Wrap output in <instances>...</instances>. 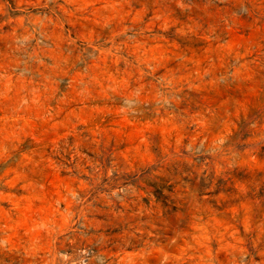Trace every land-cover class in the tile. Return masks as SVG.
I'll return each instance as SVG.
<instances>
[{"label": "rangeland", "instance_id": "374dc122", "mask_svg": "<svg viewBox=\"0 0 264 264\" xmlns=\"http://www.w3.org/2000/svg\"><path fill=\"white\" fill-rule=\"evenodd\" d=\"M0 264H264V0H0Z\"/></svg>", "mask_w": 264, "mask_h": 264}]
</instances>
